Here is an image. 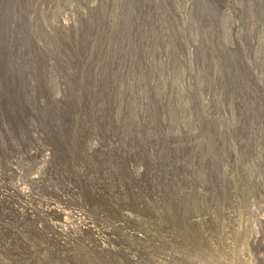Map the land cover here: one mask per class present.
<instances>
[{
	"label": "rangeland",
	"instance_id": "374dc122",
	"mask_svg": "<svg viewBox=\"0 0 264 264\" xmlns=\"http://www.w3.org/2000/svg\"><path fill=\"white\" fill-rule=\"evenodd\" d=\"M0 264H264V0H0Z\"/></svg>",
	"mask_w": 264,
	"mask_h": 264
}]
</instances>
